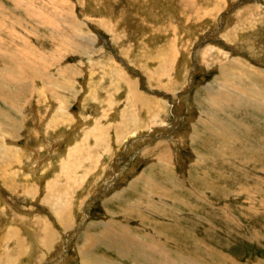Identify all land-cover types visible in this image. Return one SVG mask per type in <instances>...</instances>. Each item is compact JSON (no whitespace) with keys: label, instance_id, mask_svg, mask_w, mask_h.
<instances>
[{"label":"rangeland","instance_id":"1","mask_svg":"<svg viewBox=\"0 0 264 264\" xmlns=\"http://www.w3.org/2000/svg\"><path fill=\"white\" fill-rule=\"evenodd\" d=\"M0 1H2V0H0ZM125 1H128V0H118V3L120 2V4L122 6H124ZM239 1L240 0H225V1H223V6L221 7V12H223V15H225V16L221 15L222 19H220V22H219V19H217L218 23L212 27L210 26L211 23L208 21L209 22L208 25L210 26L209 29L211 32L213 30H215L216 27L220 26V24H221V26H222V24H224L226 26L228 25L227 23L231 21L230 16H232V12L234 11V9L235 8L238 9V7L241 5L244 6L243 4L245 3V1L243 0L244 1L243 4L240 3ZM249 1H252V3H250L252 5H255L256 2H254V1H257V3L260 5L263 3L262 6H258V7H260L259 10H261L258 13H262L264 11V6H263L264 0H247L246 2L249 3ZM75 2H77V3H76V5L73 4L74 5L73 11H74L75 19L77 21L79 20L78 22L75 21L74 18L70 17L69 15H68V19L65 18L66 14L64 15V13H63V11H65V8L63 9V11H61L62 9L60 7H56L57 9H55V8L53 9L52 7L48 8V12L51 15V17H53V18L56 17L57 20H59L61 22V24H59V25L63 26L65 28L64 33H57V32L49 33L48 30L44 29V31H42L43 29L41 28L42 29L41 31L43 32L41 34L40 32L37 31L38 26L36 25V23L34 21L30 24V32H31L30 36H31L32 42H34L36 40L43 41L42 37L45 36L44 34L49 33L50 35L54 36L55 38H65L67 41H69L74 46H76V47L78 46L81 48V50L76 49V48L72 49L73 53L77 54L76 57L75 56L71 57L68 54H65L63 59L60 58V60L58 61L59 64L56 65V67H62L63 68L64 64L65 65L70 64V65H68V66L66 65V66L68 68H71L70 71L67 70L68 74L67 73H66L67 75L65 74L67 78L66 77L62 78V76H59L60 79H63V81H65V84H67V81H69L68 77L71 74L74 76L75 75L74 71H77L79 74H81L79 78H80L82 90H84V92L82 91V93L84 94V93H88L87 84H90L89 82H87V79H88L87 77H89V71L88 70L94 71V74L95 73L98 74L97 76H99V78L102 79L101 83L108 82L104 86L101 85V88L104 89V91H105V92L102 91L104 96H102L101 94H99L100 92H98V94L96 96H94V98L98 99V101H99V99L101 101H106L109 99L112 101L114 99L113 101L115 103L117 102V105H114V108L116 106V109L112 112H114L116 115H118L120 112H123V110L125 111L124 113H130L128 102H127V101H129L130 98H128V95L126 96V91L123 90V88H117V90H114V91L110 90L111 89V77L110 76H112V74H114V72L119 73V70H121L122 72H125L127 70L126 71L127 74L132 79H134V80H132L133 83H135V80H137L138 81L137 82L138 87L140 88V90H145V92L144 91H141V92H144L148 98L156 99V98H159L158 97L159 94H160L159 96L162 97V94H164V92L169 93L170 96L166 95L167 96L166 97L165 95H163L164 97H166L169 104L167 107L164 106V109L162 111H158L157 120H155V121L152 119L148 120V116H147L148 113H146V120H144L145 117H144V119H142L143 118L142 115L139 114V113H142V111L139 112L138 117L139 118L142 117V118H141V120L137 119L138 121H135V122L138 125H142V126L138 127L139 130H137L138 131L137 137L131 138L130 140H128L127 144H125V145L123 144V146L122 145L119 146L118 149H117V147H115L113 145L112 142H110V144H111L110 150H112V153H111L112 155H110L108 152H106V154H104V155H99L98 164L91 162V163L95 164L94 168H92L95 170L91 169L92 174L88 175L87 176L88 179L86 178V180L82 184H79V182H77L79 176L78 177L76 176L77 174L80 173L78 170L80 168L79 165H74V166H76V168H75L76 172L75 173H74L75 170H73L71 165H69V166L72 169L71 170L67 169L65 172L62 170L63 174L61 173V175H59V171H58V173H56V174L61 177L60 178L57 176L58 181H59V183H56V184H58L57 187H59L58 188V190H59L58 196L55 199H52L51 201L47 202L49 204L48 205L49 208H47V207L45 208V205L44 206L42 205L41 199L43 197L42 195H44V192H42V190L44 188L43 183H44V179L47 178V175L45 174V176L42 177L40 172L44 168L43 164H45V163L43 161H45V162L47 161L48 155H46L47 157L43 156V154L45 155L46 153H44L45 150H42L40 153V156L42 158L41 160H43V161L42 162L38 161L36 163H34V161H32L34 166L37 165L38 163L41 164V165L39 164L38 166H35V167L31 166V164H30L31 161H28V157L33 155L35 157V159L38 158V154L35 151H34V153L31 152V150L38 149V147L40 146L39 143H42V141H43V143L45 142V137L43 138V140L41 139V137H39V139L37 137L34 140V138H33V132L34 131H32V130L39 128L40 130L42 129L41 131L43 132L45 130L44 126L46 125V122H44L43 119H40V115L37 116V114H34L35 113V111H34L35 107L41 106V104H39V103L36 104L37 102H35V103L28 102L29 103L28 104L26 101L27 99L23 98L22 99L23 103H20V106L17 105L15 110H11L10 115H12L14 119H16V129H17L16 132L17 133H16V138H15V145H17L18 148H15V153H16V157L21 155L19 157V159L17 158L18 162L22 163V164L19 163V165H23V163H25L24 165H26V163L29 165V166H26V168L22 169L21 173H24V174H22V177H21V175H18L17 177L15 176L14 180L17 181V182H15L16 187L17 188H23L24 187V189L28 195L25 194L22 196V195L18 194V196L14 195L15 197L12 195L14 197L13 198L12 196H9V195L7 196V194L4 193L5 191H3L2 187L0 186V208H4V209L6 208V210H7V211H5L6 214L4 213V216L0 217V226L2 227V228L0 227V232H1V230H5V227H4L5 222L7 223V221H9L13 217L16 220H17V217H20L21 219L25 218V220H26L25 223L28 224V221H31L32 219L36 220V218H34V216H37V217L39 216L38 217L39 219H44L45 224H46L45 228L49 227L50 230L52 229L51 230L52 232H49V233H50V240H51L50 243L53 241L52 242L53 244L51 243L52 244L51 245V244H49V242L47 243V245L49 247L50 246L51 247L50 248L48 247L49 249H45V256L47 255L46 259L42 260V262H40V261L38 262L35 259V264H38V263L39 264H80L79 263L80 261L78 260V248H79V245H82V243L87 242V240H86L87 235L88 234L95 235L96 237H94V239H98V242H99L103 238L102 237L103 235L108 234V232L106 231L104 226H101L99 224V226H97L96 228H92V227H90V223L91 222H98L99 223L100 220L108 219V217H110L109 219H111L113 217L112 219L117 223L116 225L118 227H114L113 228L114 230H112L113 231L112 234L111 233L110 234L111 235L114 234L115 236L119 235L118 237L121 238V239L118 238L119 241L121 240L120 241L121 242L120 248L118 249L119 254L120 255L122 254L124 245H127V252H126L127 254L125 256H127L129 254L130 257H128V256L124 257V256L116 255V253H117V252H115V250H117V248L115 247L116 245L115 244L113 245L111 243V242H114V240H115L114 237H112L110 239V241L107 237L108 240L106 239L101 244L102 248L98 247L95 250V252L99 256L109 255L108 253H110V257H113V258L116 257L119 262H123L124 264H137L138 260H139L138 264H146V262L143 261L142 259H139V257H137V259L134 258V255H132L130 252H128V250L129 249H132V251L135 250V251H137V253L141 254V257H143L142 254H144V251H147V250H145L146 247H143L144 243H140V241L147 242V243H152L154 241V243L157 245L158 240H160V242H163L165 249L163 247L162 249L158 250L160 252L153 253L152 258L148 259V260H153L154 261L153 264H158V263L164 264L165 262H168L169 260H171L175 264H189V261H196L199 264H264V154H263L264 153V134H263L264 133V127L262 128V124H261V128L259 127V125L257 124L259 120L258 121H255L252 119L250 120V118L246 117L244 111L239 110L237 108V106H234V103H231V104L230 103L229 104L224 103L225 101L223 99H222V101H220L219 99H218L219 101L215 100L216 104H218L220 106V109H221V112H220V110H215L207 101H205V99L208 98V95H206V91L202 88V86L204 84L206 85L208 83L215 86L214 83H216L219 79L223 78V75L221 74L222 69H220V67H219L220 65H218L216 67L215 66H213V67L208 66V68L205 67L204 65L201 66L202 64L200 62V60H201L200 54H201L203 44L205 45V43H206V41H205V43L203 42V39H204L203 36L206 34V31H208L209 26L208 25H207V27L204 26L206 29L203 30L204 31L203 34L201 33L200 35L197 32H200L201 29H198V30L197 29H191V30L184 31L182 28H180V29H182V31L181 30L179 31L180 35H182V38L180 37L179 43H181V42L184 43L186 41L189 42V44H187V48L184 49L185 51H186V49L188 51H186V52L182 51V53L180 54L182 57L177 59L178 70H179V71L177 70V75H178L177 77L181 76L180 77L181 81H180V79H178V82L180 81V84H178L179 85L178 87L175 86L173 89H165L166 86H164V87L161 86L162 88L160 87V89L163 90L162 93L161 92L158 93L156 91L152 92L151 90H149L148 85L146 84L147 80H145V82H143L144 74L142 76V73L144 72V70H141L139 67H138L139 68L138 69L136 63H143L144 66H146L147 64H149V66L150 65L153 66V63L151 61L154 59V56L151 55V53H150V55L147 54V56H146V54H144L143 56H145V57H143L139 51H140L141 47L142 48L144 47L143 49L147 48V50H148L149 47H152V46H153L151 48L152 53L154 52L155 48L156 49L159 47L161 48L162 46H163L162 49L167 50L166 47L168 46V43L170 41H172L171 38L173 36V35H171V32L167 27L168 23L164 22L163 19L156 20V19L152 18L150 16V14H146V12H148L150 10H153L154 12L156 11L155 7L153 8L154 3L148 4L147 7L148 8L150 7L148 10H146V8L143 7L141 9H139L137 12H135V16L130 17V14L128 12L129 10H128L127 6H125V8L122 9L124 14L122 12L115 11L114 6L116 5L115 7L119 9V4L115 3L114 0H75ZM111 2H113V3H111ZM2 3L5 4L4 2H2ZM30 3L36 7L40 5V3L37 2V0H34ZM155 5L158 7L159 4H155ZM247 5H245V6H247ZM102 8L105 9V10L103 9V11H105L104 12L105 15H104V13L102 14V12H103L101 10ZM112 12H114V13H112ZM61 13H63V14H61ZM98 17L100 19L104 17L103 18L104 20H109V21L111 20L110 22H112V23L114 21L117 22V23L114 22L113 25L117 28V30L121 28L122 30L121 29L120 30L125 33L126 38L121 43L118 42V44H116V45L117 46L118 45L124 46L127 43L131 47L133 54L135 55L136 58L134 57L133 54L130 56L129 59L123 58V52H121L122 53V55H121L119 48L115 45V43H112L113 41H111L112 35L106 31H104L98 25L99 22H97V20H99V19H96ZM107 17H108V19H107ZM114 17H117V18L114 19ZM23 18L25 19L26 17L23 15ZM228 18H229V20H228ZM254 18H257V22H256L257 26L264 25V20L259 18V16L256 15V16H254ZM168 19L169 18H167L166 21ZM154 20L158 21V22H156L158 27H156L155 25H153L155 27H145V25H147V23L149 21L152 22ZM173 20H176V19H173ZM173 20L167 21V22H170L173 24ZM160 22H161V24L158 25ZM82 26H84V27H82ZM177 26H180V25H177ZM70 27H71L72 31L69 30ZM160 28H162V29L158 30ZM185 32H188V33L185 34ZM190 32L191 33L193 32L192 35ZM216 32L217 31H215L213 33V35H211L209 37V39L212 38L211 44H213L217 48H221V47L223 48L224 47L222 49L223 53L228 52L230 57H233V56L240 57L242 61L248 62L250 64L253 63L254 65L256 64V67L260 66L259 69L261 71H264V68H263L264 67V45H263L264 44V29L263 28H261V29L258 28L254 32L255 34L253 36H255V37L259 36L258 40H252L250 42L249 38L252 36L244 37L243 38L244 42H241L240 44H237V45H231L228 47L221 46L220 41H219V43L216 42L217 41ZM77 34L80 35L81 37L78 38ZM214 34H216V35L214 36ZM129 35H130V38H129ZM165 36L167 37V39ZM184 36H186V37H184ZM188 36H189V38H188ZM74 37H77V38L75 39ZM130 39L132 40V42L130 41ZM59 40H57V41H59ZM102 40H103V42H102ZM197 40L199 43L197 42ZM92 41H93V43H91ZM200 41L202 42L201 43L202 45L200 44ZM242 43H243V45H241ZM188 45L191 46V49ZM246 45L250 46V47H246ZM66 46H68V45H66ZM113 46H115V47H113ZM233 46H234V48H233ZM241 47H243V49ZM91 48H93V52L95 55L99 54V53H103V55H104L103 59L102 58H98V59L97 58L96 59L91 58L90 57L91 54L89 53L91 51ZM103 48H105V50H107V52L106 51L101 52V51H103ZM47 49H48V46H47ZM256 49H257V51H256ZM247 52H249V53H247ZM232 53H233V55H232ZM78 54L81 58L83 57L82 61L79 59ZM105 54H107V55H105ZM81 55H83V56H81ZM110 56H112L115 59L120 58L119 60H117L119 65H112V63H109L108 59L112 60V58H110ZM216 56L218 57V55H216ZM220 56H219V58H221ZM146 58H148V59H146ZM184 59H185L186 63L184 62ZM193 60H195V61H193ZM220 60L222 61L223 59H220ZM120 61H121V63H120ZM132 61H134V63ZM145 61H146V63H144ZM128 62H129V64H128ZM181 62H183V63H181ZM110 65H112L111 67H112L113 71L110 73L111 75L108 73V76H107V72H108L107 70L109 68H111ZM120 65H123V66H120ZM208 65H210V63ZM0 66L3 67V65L1 64V61H0ZM10 67L15 68V70L20 71L22 69L24 70L25 66L23 68H19L20 65H17V66L11 65ZM181 68H182V70H181ZM217 68L220 70H218ZM98 70H100V71L97 72ZM141 71H143V72H141ZM191 73H192V77L189 76V75H191ZM117 75H119V74H117ZM185 75H187V76H185ZM107 77H109V78L106 79ZM218 77H220V78H218ZM191 78H192V80H190ZM187 82H189V84L191 85V88H189L188 90H185V92H186V94H185V92H184V86L185 85L184 84H187ZM31 83L32 82H25V85L29 86V85H31ZM95 84H96V82H94L93 85H95ZM108 84H109V86H108ZM41 86H42V84L39 82V88ZM119 86L120 85H118V87ZM107 87H110V88H107ZM8 90L12 93L11 89H8ZM120 92H121V94H120ZM178 92H179V94H178ZM64 95L67 98H69V100H70L71 96H69L68 94H64ZM112 95L114 98L112 97ZM202 95L204 97H202ZM174 97H175V99H174ZM48 98H49V100L52 99L51 96H49ZM116 98H118V99H116ZM90 100H93V98L91 97ZM172 100L173 101L175 100V102H173ZM113 101H112V103H113ZM7 102L9 103L7 106L14 105V103L10 99H8ZM125 102H127V103H125ZM80 103H81V99H80ZM80 103L79 102L77 104L73 103L74 104L73 106H72V103H69V106L67 107V109L69 110L71 117L88 116L89 114H91V116L95 115V112L93 110L94 103L89 102L90 105H89V103H86V102H85V104H82V105ZM44 104H46V103H44ZM0 105L2 106V108L4 106V108L7 109L6 108L7 106L3 105L1 100H0ZM231 108H233V109H231ZM101 109L102 108L100 107L99 111H101ZM119 109H120V111H119ZM87 113H88V115H87ZM124 113H123V115H124ZM23 115H24V117H23ZM143 115H145V114L143 113ZM208 115H211L212 117L208 116ZM253 115H255V114H253ZM107 116H109V117L107 118ZM112 116H114V115H112ZM112 116H110V114L107 115V113L100 112V117H98V118L100 120L103 119V122L105 123L107 120H110V119H111L110 122L115 120ZM102 117H104V118H102ZM193 117H194V119H193ZM34 118L37 119V122H36V119H34ZM213 118H215L216 121H214L215 119L213 120ZM258 118H260L261 120L264 121V115L263 114L259 113ZM153 121H154L153 124H155L156 126H154L155 127L154 129L150 130V135H148L149 132H147L146 128L149 127V125ZM198 121H200V123ZM107 122H109V121H107ZM145 122H147V123H145ZM160 122H162V123H160ZM195 123H197V124L195 125ZM198 124H199V126H197ZM242 124L246 128L247 127L250 128V125H252V131H249L250 129L246 131V129L244 127H242ZM168 125H171V126H168ZM227 125H229L231 129H228ZM162 126H168L167 132H166V130H162V129L160 131L162 133L167 134V140L170 141V145L166 146L163 143L164 146L161 144L160 147L159 146L155 147L156 141H155V139L151 138V136L155 135L154 130L158 129L156 127H159V129H160V128H162ZM195 127H197V128H195ZM172 129L175 131H173ZM190 129H191V131H190ZM195 129H196V131H195ZM208 129L209 130L211 129V131H209ZM72 130H73V128L71 129V131ZM225 130L229 131L230 133L231 132L235 133V135L238 136V141L232 139L227 133H225ZM192 132H194V133L196 132V133L194 134ZM199 132H200V134H199ZM250 132L256 133L254 135V137L251 138L250 136H248V134ZM212 134L215 136H213ZM250 135H252V134H250ZM110 137H111V140L114 141V139H113L114 136L111 135ZM196 137L197 138L200 137V139H197ZM214 137H215V139H214L215 142L212 140ZM193 138H194V140H193ZM51 139L52 138H50L49 140L51 141ZM160 139L163 140L162 137H160L159 140ZM20 140H21V142H20ZM39 140L41 142H39ZM167 140H166V142H167ZM207 140H209V141H207ZM147 141H149V142H147ZM225 141H227V142H225ZM137 142H139L138 145H137ZM43 143L41 145H43ZM67 143H69V141H67ZM202 144H203V146H202ZM31 145H33V146H31ZM144 146H145V148H144ZM185 146H186V148H185ZM20 147H21V149H19ZM148 148H149V152H146V150H148ZM123 149L126 152L123 151ZM157 149H158V151H157ZM24 150L27 153H25ZM119 151H120V153H119ZM95 152L96 151L90 152V155H92L91 157L93 159H95L94 156L97 155V152H96V154H95ZM162 152L165 155L167 154V156L165 157L166 160L165 159L159 160V158L155 159L156 155L157 154L161 155ZM60 154H61V152L59 154H56V157H55L54 161H52V162H55L57 160L58 155H60ZM196 154H198V155H196ZM61 155H64L63 152ZM121 155H122V157H120ZM143 155H145V156L143 157ZM33 156H31L32 160H34ZM197 156H199V157H197ZM249 156H251V157L249 158ZM260 156H262V158ZM43 157H45V158H43ZM109 157H111V158H109ZM115 157H117V158L119 157V158L117 159ZM147 157H149V158H147ZM134 158H136V159H134ZM200 158H203L202 163H200V160H201ZM109 159H111V160H109ZM128 160H132L131 165L129 167H127V170L124 169L122 171V169L124 168V166L126 165V162H128ZM168 160H169V162H168ZM112 161H114V162H112ZM154 161H155V164H157V165H153ZM69 162L73 163V161L71 159L69 160ZM108 163H109V165L110 164L111 165L109 166ZM115 163L117 164V166ZM123 163H125V164H123ZM169 163H170V165H169ZM16 164L14 165L15 167H16ZM88 164L89 163H85V166ZM100 165H102V166H100ZM85 166L83 165V167H85ZM121 166H123V168H121ZM32 167L34 170L32 169ZM96 167H98L97 170H96ZM152 167H153V169L151 170ZM27 168H31L29 170H32V171L28 172L29 170L27 171ZM35 168H37V169L35 170ZM67 168H68V166H67ZM120 168H121V170H119ZM115 170H116V172H115ZM197 170H199V171H197ZM139 171H141V172H139ZM152 171L159 173V175H155ZM145 172H147V173H145ZM150 172H152V173H150ZM109 173L111 175H108ZM127 173H128V175H127ZM64 175L65 176L68 175L65 178V180H68V181H63L64 177H65ZM121 175H122V177H121ZM136 175H138L140 178L139 179L135 178ZM197 175L198 176L200 175L199 178ZM102 176H103V178H102ZM141 176L144 177L143 179H146V180H149L150 178H153L155 176L156 178L158 177L160 179H163L165 182H168L167 185L169 187L173 186L172 187L173 189H171V190L173 191V193L176 194V196H177L176 198L177 199L179 198L174 203V206L172 204L166 203L164 205H166L168 208L167 209L163 208L159 204H156V202L158 203V200H155L156 202H150L146 198V196L150 194V193H148L147 190H145L144 192H142V190H141V191H139L140 192L139 193L138 192L139 188L146 187V185L142 184L143 180H141ZM38 177L39 178L41 177V178L39 179ZM70 177H72L73 179H71ZM89 177L92 179L89 180ZM99 177H101L102 179ZM105 177H106V179H105ZM111 177H114V178H111ZM74 178H76V179H74ZM28 179L30 180L31 184L33 183L32 186L30 185L29 181H27ZM37 179L40 181H38ZM60 180H61V182H60ZM114 180H116V181H114ZM131 180H134V181L136 180V182H139L140 186L132 185ZM86 181H88V182H86ZM206 181L208 182V184L211 183V184L215 185L214 186L215 189L210 190L209 187L207 185H205ZM85 182H86V184H84ZM104 182L105 183L107 182V183L104 184ZM18 184H19V186H18ZM121 184L122 185L129 184L128 187L130 189L129 188L125 189L124 190L125 193L123 195L119 196L118 200L116 199V200L111 201V197H109V195L106 196L107 193L110 190H113L114 192L116 190H119L122 187ZM27 185L29 187H27ZM39 187H41V188H39ZM27 188H29L30 190ZM29 191H31V193H33L35 191V193H33L34 195L29 193ZM39 197H41V198H39ZM1 199H3V200H1ZM27 199H29V201ZM82 199H84V200H82ZM8 201L9 202L13 201V202H11L12 203L11 204ZM87 201H88V204H87ZM61 204L66 205V207L69 208L70 212H72L67 223L65 221H61V223H60V221H59L60 217L57 214V212H55V211H57V206L60 207ZM31 205L34 208L31 207ZM76 205H77V207H76ZM24 206H26L27 208ZM106 206H108V207H106ZM41 207H43V208H41ZM30 208L33 209L34 211L28 212V210H30ZM104 208H106L108 211H104ZM251 208L253 210H251ZM9 209H10V211H9ZM113 210H114V212H113ZM39 213H41L42 215ZM20 214H21V216H20ZM30 214H32V215H30ZM10 216H12V217L10 218ZM126 217H127V220H124V219H126ZM2 219L5 222L2 221ZM134 219H136V220H134ZM51 220H52V222H50ZM22 224L23 223H18V222L14 223V221H12V225L18 226L20 228V231L18 232V234L27 237V240H25L26 242H24V243H26V245L27 244L31 245L32 248L35 247L36 244L34 242L33 235L31 233L29 234L27 232L30 229L29 228L27 229L26 224H24L23 226H22ZM9 226H11V225H9ZM61 226H63V227H61ZM55 227L56 228L59 227V228L56 229ZM120 227H122V228L120 229ZM49 228H48V230L47 229L46 230L50 231ZM54 228L58 232L55 231ZM63 228H66V229H63ZM59 229H60V231H59ZM62 231H65V233ZM77 231H78V233H77ZM91 231L94 233H92ZM125 231H128V232H125ZM143 231H145V232H143ZM20 232H21V234H20ZM136 232H138V233H136ZM117 233H118V235H117ZM134 233H136V234H134ZM73 234H75V235H73ZM123 235H124V237H123ZM147 235H149V236H147ZM29 236H31V237H29ZM160 236H161V239L158 238ZM52 238H53V240H52ZM58 241H61V242H58ZM72 241H74L75 243ZM2 242L3 243L6 242L7 244L6 243L5 244L8 245L9 249L12 247V243L9 245L7 240H2ZM124 242L128 243V244H125ZM131 242L133 243V248L131 247V245H132ZM55 243H57V244H55ZM173 244H174V246H173ZM106 245H108V246H106ZM77 246H78V248H77ZM111 246H112V248H111ZM137 248H138V250H137ZM104 251H106V252H104ZM161 251H163L164 253ZM59 252H61V253H59ZM150 254H152V253H150ZM16 255H17V250H14L12 256L16 257ZM51 255H52V257H51ZM57 255H59V257ZM0 256L2 257L3 253H1ZM29 256H30V254H29ZM169 256H171V257H169ZM167 257L169 258V260L167 259ZM122 258H123V260H122ZM130 258L133 259L134 262H132V261L130 262L129 261ZM74 259H75V261H74ZM185 259H186V263H185ZM26 260L27 259L22 258V260L20 261L19 264H25V263L27 264L28 262ZM141 260L143 262H141ZM14 264H17V262ZM147 264H149V263H147Z\"/></svg>","mask_w":264,"mask_h":264},{"label":"bare ground","instance_id":"2","mask_svg":"<svg viewBox=\"0 0 264 264\" xmlns=\"http://www.w3.org/2000/svg\"><path fill=\"white\" fill-rule=\"evenodd\" d=\"M34 0H2L0 1V61L1 64L3 65V67L0 66V100L2 101V104L7 106L9 103L7 102L8 99H10L14 105H10L7 106L5 109L4 106L2 108V106L0 105V186L2 187L3 191H5L4 193L7 194V196H18V194L20 195H25L27 194L24 187L23 188H17L16 187V183L17 181L14 180V177L21 175L24 173L22 172V169L26 168V166H29L27 163L26 165H24L25 163H23V165H19L18 159L21 156L16 157V153H15V148H18L17 145H15V138H16V119L13 118L12 115H10V111L11 110H15L16 106H20V103H23L22 99L26 98L27 103H35L36 104H41V106L35 107L34 114L40 115V119H43L44 122H46V125L44 126L45 130L42 132L39 128L33 129V138L35 140V138L41 137V139L43 140V138L45 137V142L43 143V145H41L42 143H39L40 146L38 147V149L36 150H31V152L34 153V151L38 154V158L34 160H32L31 156L28 157V161H31L30 164L31 166H34L33 162L36 163L38 161H43L41 160V156L40 153L42 150H45L44 153H46L45 155L43 154V156L48 155V159L47 161H43L45 164L44 168L41 170V175L42 177L45 176V174L47 175V178L44 179V188L42 190V192H44V195H42V205H45V208H49L48 207V203L49 201H51L52 199H55L58 196V188L56 183H59L58 181V177H60L59 175H61V173L63 174L62 170L65 172L67 169L71 170L73 168V170H75L76 166L74 165H79L80 168L79 170V174H75L77 177L79 176L77 182H79V184H82L88 175L92 174L91 173V169L94 168L95 164H98L99 161V155H104L106 154V152H108L110 155H112V150H110V142L113 143V145L115 147L119 146H123V144H127L128 140H130L131 138L137 137L138 135V127L142 126V125H138L135 121L145 119L146 120V113L148 116V120H157V116H158V111H162L164 109V106L167 107L169 102L167 101L166 97L170 96L169 93H165L162 94V97H160L158 95L159 98L156 99H150L146 96V94L144 93L145 90H140V88L138 87V81L135 80V83H133L132 79L128 74H127V70L125 72H122L121 70H119V73L114 72V74H112L111 77V89L110 90H117V88H123V90L126 91V96L128 95L129 101L128 102V106H129V111L130 113H124L125 111L123 110V112H120L118 115H116L114 112L116 109V106L114 108V105H117V102L115 103L113 100L112 101L106 100V101H101L99 99H95L94 96H96L98 94V92H100L99 94H101L102 96L103 93L102 91H104V89L101 88V85L104 86L106 83H101L102 79L99 78V76H97L98 74H94V71L92 70H88L89 71V77H87V82H89L90 84H87V91L88 93H82V91L84 92V90H82V86H81V82H80V75L77 71H74V76L71 74L68 77L67 84H65V81H63V79H60L59 76H62V78L66 77L67 70H71V68H68L67 66L70 64H64V67H56V65H58V61L61 59H63V57L65 56V54H68L69 56L73 57L77 54L73 53L72 49L76 48V49H80V47H76L73 44H71L69 41H67L65 38H55L54 36L50 35L49 33L51 32H57V33H64V27L60 26L59 24H61V22L59 20H57L56 17H51V15L48 12V8L52 7L53 9H57L56 7H60L63 11V9L65 8V11H63L64 15L66 14V17L68 19V15L72 18H74L75 21H77L75 19L74 16V5H76L77 2H75V0H37L38 3H40L39 6H33L30 2H32ZM115 3H118V0H114ZM213 1V2H212ZM223 1L225 0H128L124 2V6H122L119 4V9L115 8V11L118 12H122L123 13V8H125V6H127L128 8V12L130 14V17L135 16V12H137L139 9L141 8H146V10H148L149 8L147 7L149 3L153 4V8L155 7L156 11L154 12L153 10H150L148 12H146V14H150V16L156 20H161L163 19L164 22L168 23L167 27L171 32L172 36V41H170L168 43V46L166 47L167 50L162 49V47L160 48H155L154 52L152 53V47H149V49H143L141 47L140 49V53L143 56L144 54L153 55L154 59L151 61L153 63V66H149V64H147L146 66L143 65V63H136L137 64V68L139 67L142 73V76L144 74V80L143 82L146 81V84L148 85L149 90H151L152 92L156 91L158 93H162V89H160L161 86H166L165 89H173L175 86H179L178 84H180V77H177V70H178V63H177V59L182 57L180 54L182 53V51L184 52L185 48H187V44H189L188 41L186 42H181L179 43L180 37L182 38V35H180V30L182 31V29L184 31L187 30H191V29H201L199 33V35L202 33L203 34V30H205L208 25V23H211V27L214 26L215 24L218 23L217 19L221 18V15H223V12H221V7L223 6ZM245 1V3L243 4V2ZM240 0L239 2L242 3L244 6H239L238 9L235 8L234 11L232 12V16H230L231 21L228 22L227 26L222 24H220V26L216 27L215 30H213L212 32L210 31V26L208 27V31H206V34L203 36V42L205 43V45L203 44L202 46V50H201V66H205L208 68V66H218L220 65V69H222V75L223 78L219 79L214 85L211 84H204L202 86V88L206 91V95H208V98L205 99V101H207L215 110H220V106L218 104H216L215 100H220L222 101V99L225 101L224 103H234V106H237V108L241 111H244L245 116L250 118V120H255L258 121V125L261 128V124H262V128L264 127V121L261 120L259 117V113L264 115V71H261L259 69V67H256V64L254 65L252 62V64L242 61L240 57H230V55L228 54V52L223 53L222 49L224 48H217L215 47L213 44H211L212 42V38L209 39V37L211 35H213V33L215 31L217 36L216 39L221 46H231V45H237L240 44L243 41L244 37H250L249 41L251 42L252 40H258L259 36H253L255 33V30L258 28H263L264 29V25H260L257 26L256 22H257V18H254V16H259V18L264 20V11L262 13H258L261 10H259L260 7L258 6H262V4H258L257 1L255 5H252L250 3H252V1H249V3H247V0ZM2 2H4L5 4H3ZM113 3V2H111ZM74 4V5H73ZM117 4V5H118ZM155 4H159L158 7ZM237 4V3H236ZM248 4V5H247ZM247 5V6H245ZM78 6V5H77ZM238 6V5H237ZM264 6V5H263ZM118 7V6H117ZM234 8V7H233ZM262 8V7H261ZM71 9V10H70ZM104 8H102L101 10L103 11ZM59 10V9H58ZM105 10V9H104ZM133 10V11H132ZM225 10V9H224ZM230 10V9H229ZM228 10V11H229ZM50 11V10H49ZM125 11V10H124ZM105 11L102 12V14ZM127 12V13H128ZM250 12V13H249ZM61 13V14H63ZM114 13V12H112ZM231 13V12H230ZM124 14V13H123ZM234 14V15H233ZM23 15L26 17L25 19L23 18ZM105 15V13H104ZM231 15V14H230ZM114 16V15H113ZM147 16V15H146ZM225 16V15H223ZM122 17V16H121ZM104 18V17H103ZM103 18H96L99 19L97 20V22H99V26L106 32L110 33L111 36V41H113L112 43L118 44V42H122L126 36L125 33L122 32L120 29L117 30V28L113 25V23L115 22H110L109 20H104ZM117 17H114V19H116ZM169 18L167 21H171L173 19V24L170 22H167L166 19ZM29 21H27V20ZM106 19V18H105ZM108 19V17H107ZM149 19V18H148ZM149 21L147 23V25H145V27H158L157 23L158 21ZM224 20V19H223ZM229 20V18H228ZM35 22L36 25L38 26V32H40L41 34L43 33L42 31H44V29L48 30V34H44L45 36L42 37L43 41H34L32 42L31 36H30V24L32 22ZM79 21V20H78ZM77 21V22H78ZM209 21V22H208ZM212 21V22H211ZM117 23V22H115ZM80 24V23H79ZM161 22L158 24L160 25ZM155 25V26H153ZM180 25V26H177ZM122 26V25H121ZM205 26V27H204ZM84 27V26H82ZM118 27V26H117ZM160 27V26H159ZM204 27V28H203ZM43 30H42V29ZM119 28V27H118ZM182 28V29H180ZM95 29V28H94ZM162 28L158 29L161 30ZM42 30V31H41ZM71 30V27L70 29ZM96 30V29H95ZM157 30V29H156ZM72 31V30H71ZM97 31V30H96ZM135 31V30H134ZM183 31V32H184ZM68 32V31H67ZM71 33V32H70ZM130 33V32H129ZM188 32H185V34ZM191 33V32H190ZM193 33V32H192ZM191 33V35H192ZM55 34V33H54ZM69 34V33H68ZM93 34V33H92ZM214 34V36L216 35ZM70 35V34H69ZM75 35V34H74ZM189 35V34H188ZM63 36V35H62ZM78 38H80L81 36L78 35ZM162 36V35H161ZM66 37V36H65ZM166 37V36H165ZM186 37V36H184ZM192 37V36H191ZM213 37V36H212ZM69 38V37H68ZM75 39L77 37H74ZM95 38V37H94ZM130 38V35H129ZM169 38V39H170ZM189 38V36H188ZM187 38V39H188ZM214 38V37H213ZM60 39V40H59ZM74 39V40H75ZM132 39V38H131ZM130 39V41L132 42V40ZM163 39V38H162ZM167 39V37H166ZM193 39V38H192ZM215 39V38H214ZM59 40V41H57ZM106 40V39H105ZM129 40V39H128ZM138 40V39H137ZM191 40V39H190ZM242 40V41H241ZM90 41V40H89ZM129 41V42H130ZM248 41V40H247ZM103 42V40H102ZM101 42V43H102ZM109 42V41H108ZM140 42V41H139ZM138 42V43H139ZM198 42V40H197ZM93 43V41L91 42ZM98 43V42H97ZM162 43V42H161ZM186 43V44H185ZM195 43V42H194ZM199 43V42H198ZM202 42L200 41V44ZM215 43V42H214ZM262 43V42H261ZM160 44V43H159ZM158 44V45H159ZM246 44V43H245ZM68 45V46H66ZM147 45V44H146ZM149 45V44H148ZM153 45V44H152ZM156 45V44H155ZM191 45V44H190ZM202 45V44H201ZM243 45V43L241 44ZM260 45V44H259ZM262 45V44H261ZM264 45V44H263ZM262 45V46H263ZM48 46V49H47ZM117 46V45H116ZM143 46V45H142ZM189 46V45H188ZM192 46V45H191ZM191 46L190 49H191ZM195 46V45H194ZM256 46V45H255ZM115 47V46H113ZM119 48L120 53L123 52V58L125 59H129L130 56L133 54V51L131 49V47L126 43L124 46H117ZM147 47V46H146ZM220 47V46H219ZM244 47V46H243ZM243 47H241L243 49ZM246 47H250L247 46ZM108 48V47H107ZM170 48V49H169ZM234 48V46H233ZM245 48V47H244ZM195 49V48H194ZM227 49V48H226ZM24 50V51H23ZM109 50V49H108ZM111 50V49H110ZM116 50V49H115ZM139 50V49H138ZM225 50V49H224ZM223 50V51H224ZM75 51V50H74ZM107 52V50H105V48H103V51L101 52ZM186 51H188L186 49ZM185 51V52H186ZM257 51V49H256ZM86 52V51H85ZM246 52V51H245ZM91 54V58H102L104 57L103 53H99V54H94L93 52V48H91V51L89 52ZM136 53V52H135ZM138 53V52H137ZM198 53V52H197ZM236 53V52H235ZM240 53V52H239ZM249 53V52H247ZM260 53V52H259ZM114 54V53H113ZM116 54V53H115ZM199 54V53H198ZM85 55V54H84ZM107 55V54H105ZM122 55V53H121ZM134 55V54H133ZM140 55V54H139ZM186 55V54H185ZM197 55V54H196ZM218 55V57L216 56ZM221 55V56H220ZM233 55V53H232ZM239 55V54H238ZM79 56V54H78ZM83 56V55H81ZM116 56V55H115ZM219 56L221 58H219ZM244 56V55H243ZM86 57V56H85ZM133 57V56H132ZM135 57V55H134ZM145 57V56H143ZM217 57V58H216ZM70 58V57H69ZM90 58V59H91ZM111 59H108L109 63H112V65H119V63L117 62V60L119 59H115L112 56H110ZM136 58V57H135ZM139 58V57H138ZM190 58V57H189ZM79 59L82 61L83 57L81 58L79 56ZM122 59V58H121ZM142 59V58H141ZM148 59V58H146ZM151 59V58H150ZM149 59V60H150ZM220 59H223L222 61ZM68 60V59H67ZM74 60V59H73ZM92 60V59H91ZM123 60V59H122ZM246 60V59H245ZM66 61V60H65ZM71 61V60H70ZM98 61V60H97ZM195 61V60H193ZM105 62V61H104ZM134 63V61H132ZM185 62V59H184ZM188 62V61H187ZM66 63V62H65ZM107 63V62H106ZM121 63V61H120ZM124 63V62H123ZM146 63V61L144 62ZM183 63V62H181ZM186 63V62H185ZM210 63V65H208ZM129 64V62H128ZM180 64V63H179ZM11 65H20L19 68H23L24 66V70H15V68L10 67ZM77 65V64H76ZM110 65V67L112 66ZM185 65V64H184ZM198 65V64H197ZM60 66V65H59ZM72 66V65H71ZM106 66V65H105ZM123 66V65H120ZM80 67V66H79ZM133 67V66H132ZM195 67V66H194ZM17 68V67H16ZM138 68V69H139ZM183 68V67H182ZM181 68V70H182ZM185 68V67H184ZM189 68V67H188ZM264 68V67H263ZM78 69V68H77ZM98 69V68H97ZM108 69V68H107ZM218 69V68H217ZM218 69V70H220ZM101 70V69H100ZM100 70H98L97 72H99ZM180 70V71H181ZM190 70V69H189ZM195 70V69H194ZM108 71V72H107ZM107 76L108 73L110 74L113 69L112 67L109 68L107 70ZM135 71V70H134ZM179 71V70H178ZM187 71V70H186ZM202 71V70H201ZM217 71V70H216ZM80 72V71H79ZM189 72V71H188ZM219 72V71H218ZM25 73V74H24ZM67 73V74H66ZM184 73V72H183ZM182 73V74H183ZM193 73V72H192ZM192 73L191 76L192 77ZM198 73V72H197ZM66 74V75H65ZM119 74V75H117ZM181 74V73H180ZM203 74V73H202ZM101 75V74H100ZM111 75V74H110ZM195 75V74H194ZM193 75V76H194ZM220 75V74H219ZM84 76V75H83ZM187 76V75H185ZM101 77V76H100ZM67 78V77H66ZM65 78V79H66ZM104 78V77H103ZM109 77H107L106 79H108ZM147 78V79H146ZM220 78V77H218ZM105 79V80H106ZM178 79H180V81L178 82ZM186 80V79H185ZM192 80V78L190 79ZM83 81V80H82ZM25 82H32L31 85L26 86ZM39 82L42 84V86L39 88ZM94 82H96L95 85ZM153 82V83H152ZM191 82V81H190ZM119 83V84H118ZM203 83V82H202ZM201 83V84H202ZM83 84V83H82ZM192 84V83H191ZM118 85H120L118 87ZM184 92L185 90H188L189 88H191V85L189 84V82H187V84H184ZM109 86V84H108ZM176 87V88H177ZM110 88V87H107ZM162 88V87H161ZM11 89L12 93L8 90ZM106 89V88H105ZM109 90V89H108ZM144 91V92H141ZM190 91V90H189ZM105 92V91H104ZM195 93V92H194ZM64 94H68L70 97L67 98ZM109 94V93H108ZM121 94V92H120ZM175 94V93H174ZM179 94V92H178ZM182 94V93H181ZM186 94V92H185ZM107 95V94H106ZM163 95H167L166 97H164ZM49 96L52 97L51 100H49ZM124 96V95H123ZM181 96V95H180ZM91 97L93 98V100H90ZM113 97V95H112ZM117 97V96H116ZM119 97V96H118ZM202 97H204L202 95ZM114 98V97H113ZM80 99H81V103H80ZM118 99V98H116ZM164 99V100H163ZM175 99V97H174ZM197 99V98H196ZM186 100V99H185ZM198 100V99H197ZM218 100V101H219ZM25 101V102H26ZM101 101V102H100ZM173 101V100H172ZM80 103L85 104L86 103H94V112L95 115L92 117L91 114L87 115L88 116H79V117H71L70 116V112L67 109V107L69 106V103H72V106L74 105L73 103ZM125 102V103H127ZM175 102V100L173 101ZM201 102V101H200ZM46 103V104H44ZM89 103V105H90ZM164 103V104H163ZM29 104V103H28ZM122 104V103H121ZM176 104V103H175ZM205 104V103H204ZM208 104V105H209ZM120 105V104H119ZM178 105V104H177ZM196 105V104H195ZM225 105V104H224ZM233 105V104H232ZM108 106V107H107ZM179 106V105H178ZM191 106V105H190ZM88 107V106H87ZM102 108L101 111H99V108ZM180 107V106H179ZM71 108V107H70ZM153 108V109H152ZM181 108V107H180ZM211 108V107H210ZM212 108V109H213ZM90 109V108H89ZM118 109V108H117ZM168 109V108H167ZM196 109V108H195ZM233 109V108H231ZM77 110V109H76ZM200 110V109H199ZM224 110V109H223ZM78 111V110H77ZM120 111V109H119ZM127 111V110H126ZM142 113H139L141 112ZM93 112V113H94ZM100 112L103 113H107L110 114V116H112L115 120H113L112 122L111 119L107 120L109 122H103V119H99L98 117H100ZM177 112V111H176ZM228 112V111H227ZM92 113V114H93ZM124 113V115H123ZM142 115L141 118H139V114ZM143 113L145 115H143ZM199 113V112H198ZM255 115H253V114ZM74 114V113H73ZM217 115V114H216ZM33 116V115H32ZM73 116V115H72ZM194 116V115H193ZM202 116V115H201ZM211 116V115H208ZM218 116V115H217ZM224 116V115H223ZM222 116V117H223ZM261 116V115H260ZM24 117V115H23ZM30 117V116H29ZM109 116H107L108 118ZM195 117V116H194ZM193 117V119H194ZM203 117V116H202ZM212 117V116H211ZM214 117V116H213ZM104 118V117H102ZM199 118V117H198ZM220 118V117H219ZM36 119V118H34ZM39 119V118H38ZM99 119V120H98ZM138 119V120H137ZM200 119V118H199ZM202 119V118H201ZM215 118H213L214 120ZM147 120V121H148ZM154 121L149 125V127H147V132L148 135H150V130L154 129L156 126L154 123ZM216 121V119L214 120ZM254 121V122H255ZM37 122V119H36ZM41 122V121H40ZM43 122V121H42ZM149 122V121H148ZM176 122V121H175ZM174 122V123H175ZM200 123V121H198ZM261 122V123H260ZM147 123V122H145ZM150 123V122H149ZM162 123V122H160ZM23 124V123H22ZM21 124V125H22ZM42 124V123H41ZM44 124V123H43ZM141 124V123H140ZM197 123H195L196 125ZM34 125V124H33ZM145 125V124H144ZM216 125V124H215ZM171 126V125H168ZM168 126H162V128L159 129V127L157 130L155 131V135H152L151 138L155 139V147L159 146L163 143L168 146L170 145V141L167 140V134L166 133H162L160 130H167ZM174 126V125H173ZM199 126V124L197 125ZM217 126V125H216ZM191 127V126H190ZM211 127V126H210ZM249 131H252V125H250V128H246L245 126H243ZM73 128V130L71 131V129ZM197 128V127H195ZM228 129H231L229 125H227ZM203 129V128H202ZM206 129V128H205ZM204 129V130H205ZM213 129V128H212ZM25 130V129H24ZM145 130V129H144ZM173 130V129H172ZM194 130V129H193ZM209 130V129H208ZM260 130V129H259ZM2 131V132H1ZM141 131V130H140ZM146 131V130H145ZM175 131V130H173ZM191 131V129H190ZM196 131V129H195ZM198 131V130H197ZM211 131V129L209 130ZM108 132V133H107ZM111 132V133H110ZM204 132V131H203ZM202 132V133H203ZM206 132V131H205ZM234 132V131H233ZM236 132V131H235ZM194 133V132H192ZM196 133V132H195ZM194 133V134H195ZM201 133V134H202ZM225 133H227L232 139L238 141V136L235 135V133H230L229 131L225 130ZM200 134V132H199ZM205 134V133H204ZM218 134V133H217ZM238 134V133H237ZM252 134V135H250ZM256 133L254 132H250L248 134V136H250L251 138L254 137ZM264 134V133H263ZM29 135V134H28ZM114 136L113 139L114 141L111 140L110 136ZM213 135V134H212ZM258 135V134H257ZM202 136V135H201ZM209 136V135H208ZM215 136V135H213ZM144 137V136H143ZM162 137L163 140H159V138ZM169 137V136H168ZM240 137V136H239ZM50 138L51 141L49 140ZM149 138V137H148ZM197 138V137H196ZM202 138V137H201ZM208 138V137H207ZM211 138V137H210ZM209 138V139H210ZM217 138V137H216ZM219 138V137H218ZM20 139V138H19ZM28 139V138H27ZM137 139V138H136ZM197 139H200L197 138ZM215 137L212 139L214 141ZM49 140V141H48ZM135 140V139H134ZM147 140V139H146ZM167 140V142H166ZM194 140V138H193ZM226 140V139H225ZM67 141H69V143H67ZM141 141V140H140ZM197 141V140H196ZM203 141V140H202ZM205 141V140H204ZM209 141V140H207ZM223 141V140H222ZM231 141V140H230ZM21 142V140H20ZM39 142H41L39 140ZM149 142V141H147ZM195 142V141H194ZM200 142V141H199ZM212 142V141H211ZM215 142V141H214ZM220 142V141H219ZM227 142V141H225ZM234 142V141H233ZM136 143V142H135ZM139 142H137L138 145ZM223 143V142H222ZM241 143V142H240ZM239 143V144H240ZM261 143V142H260ZM26 144V143H25ZM35 144V143H34ZM144 144V143H143ZM195 144V143H194ZM36 145V144H35ZM147 145V144H146ZM173 145V144H172ZM205 145V144H204ZM246 145V144H245ZM21 146V145H20ZM33 146V145H31ZM149 146V145H148ZM147 146V147H148ZM164 146V145H163ZM198 146V145H197ZM203 146V144H202ZM223 146V145H222ZM137 147V146H136ZM143 147V146H142ZM152 147V146H151ZM154 147V146H153ZM232 147V146H231ZM33 148V147H32ZM145 148V146H144ZM170 148V147H169ZM186 148V146H185ZM204 148V147H203ZM247 148V147H246ZM21 149V147L19 148ZM26 149V148H25ZM115 149V148H114ZM113 149V150H114ZM133 149V148H132ZM131 149V150H132ZM140 149V148H139ZM163 149V148H162ZM110 150V151H109ZM200 150V149H199ZM198 150V151H199ZM223 150V149H222ZM91 151H96L97 155L94 156L95 159H93L90 155ZM123 151H125L123 149ZM158 151V149H157ZM156 151V152H157ZM166 151V150H165ZM201 151V150H200ZM19 152V151H18ZM21 152V151H20ZM25 152V150H24ZM30 152V153H31ZM61 152H63L64 155H58L57 160L55 162L54 161L56 154H59ZM95 152V154H96ZM126 152V151H125ZM130 152V151H129ZM136 152V151H135ZM134 152V153H135ZM146 152H149V148L148 150H146ZM154 152V151H153ZM164 152V151H163ZM163 152L161 153V155L157 154L155 159L162 160L165 159V157L167 156V154H163ZM202 152V151H201ZM200 152V153H201ZM248 152V151H247ZM27 153V152H25ZM29 153V154H30ZM120 153V151H119ZM145 153V152H144ZM192 153V152H191ZM195 153V152H194ZM199 153V152H198ZM204 153V152H203ZM18 154V153H17ZM140 154V153H139ZM155 154V153H154ZM264 154V153H263ZM120 155V154H119ZM123 155V154H122ZM122 155L120 157H122ZM141 155V154H140ZM139 155V156H140ZM191 155V154H190ZM198 155V154H196ZM208 155V154H207ZM262 155V154H261ZM27 156V155H26ZM127 156V155H126ZM145 155H143L144 157ZM147 156V155H146ZM193 156V155H192ZM263 156V155H262ZM262 156H260L262 158ZM47 157V156H46ZM152 157V156H151ZM171 157V156H170ZM199 157V156H197ZM251 156H249L250 158ZM18 158V159H17ZM45 158V157H43ZM107 158V157H106ZM111 158V157H109ZM117 158V157H115ZM119 158V157H118ZM117 158V159H118ZM149 158V157H147ZM153 158V157H152ZM24 159V158H23ZM72 160L73 163L69 162V160ZM116 159V160H117ZM136 159V158H134ZM172 159V158H171ZM200 163L203 162V158H200ZM93 160V161H92ZM105 160V159H104ZM111 160V159H109ZM121 160V159H120ZM146 160V159H145ZM158 160V161H159ZM166 160V159H165ZM195 160V159H194ZM198 160V159H197ZM21 161V160H20ZM147 161V160H146ZM23 162V161H22ZM94 162V163H91ZM114 162V161H112ZM135 162V161H134ZM149 162V161H148ZM165 162V161H164ZM169 162V160H168ZM17 163V164H16ZM85 163H89L88 165L85 166ZM117 163V162H116ZM115 163V164H116ZM122 163V162H121ZM132 163V160H128V162H126V165L121 166L122 171L124 169L127 170V167H129ZM16 164V167L14 166ZM22 164V163H21ZM40 163H38L35 166H38ZM125 164V163H123ZM138 164V163H137ZM147 164V163H146ZM149 164V163H148ZM152 164V163H151ZM263 164V163H262ZM41 165V164H40ZM72 168H70V166ZM83 165L85 167H83ZM109 165V163H108ZM111 165V164H110ZM109 165V166H110ZM153 165H157L154 164ZM168 165V164H167ZM170 165V163H169ZM34 166V167H35ZM68 166V168H67ZM102 166V165H100ZM117 166V164H116ZM15 167V168H14ZM40 167V166H39ZM43 167V166H42ZM106 167V166H105ZM113 167V166H112ZM120 167V166H119ZM150 167V166H149ZM169 167V166H168ZM98 167H96L97 170ZM121 168L119 170H121ZM146 168V167H145ZM31 169V168H27V171ZM33 169V167H32ZM37 168H35L36 170ZM153 169V167L151 168V170ZM165 169V168H164ZM172 169V168H171ZM174 169V168H173ZM34 170V169H33ZM39 170V171H40ZM77 170V171H78ZM95 170V169H92ZM107 170V169H106ZM110 170V169H109ZM113 170V169H112ZM32 170H29L28 172H31ZM59 171V175H57L56 173H58ZM99 171V170H98ZM105 171V170H104ZM150 171V170H149ZM163 171V170H162ZM170 171V170H169ZM199 171V170H197ZM76 172V170L74 171V173ZM97 172V171H96ZM95 172V173H96ZM111 172V171H110ZM114 172V171H113ZM112 172V173H113ZM116 172V170H115ZM114 172V173H115ZM141 172V171H139ZM155 175H159V173L152 171ZM150 172V173H152ZM171 172V171H170ZM26 173V172H25ZM99 173V172H98ZM123 173V172H122ZM126 173V172H125ZM147 173V172H145ZM172 173V172H171ZM188 173V172H187ZM33 174V173H32ZM35 174V173H34ZM39 174V173H38ZM73 174V173H72ZM169 174V173H168ZM108 175H111L110 173ZM118 175V174H117ZM128 175V173H127ZM139 175V174H138ZM138 175L135 176V178H140ZM143 175V174H142ZM151 175V174H150ZM192 175V174H191ZM25 176V175H24ZM39 176V175H38ZM65 176V175H64ZM68 176V175H66ZM66 176L64 177L63 181H68L65 180ZM106 176V175H105ZM124 176V175H123ZM198 176V175H197ZM200 176V175H199ZM198 176V178H199ZM35 177V176H34ZM33 177V178H34ZM122 177V175H121ZM127 177V176H126ZM31 178V177H30ZM39 178V177H38ZM41 178V177H40ZM39 178V179H40ZM61 178V177H60ZM71 179H73L72 177H70ZM101 178V177H99ZM103 178V176H102ZM101 178V179H102ZM114 178V177H111ZM144 177L141 176V180L143 185H146V187H142L138 189V192L142 190V192H144L145 190L148 191V193H150L149 195L146 196V198L150 201V202H156L155 200H158V203L156 202V204H159L160 206H162L163 208H168L166 205V203L168 204H172L174 206V203L179 199H177L176 194L173 193V191L171 189H173L171 186L169 187L167 184L168 182H165L163 179L160 178H156L155 176L153 178H150L149 180L143 179ZM178 178V177H177ZM25 179V178H24ZM23 179V180H24ZM35 179V178H34ZM76 179V178H74ZM88 179V178H87ZM92 179L89 177V180ZM97 179V178H96ZM106 179V177H105ZM22 180V181H23ZM38 180V179H37ZM104 180V179H103ZM109 180V179H108ZM185 180V179H184ZM27 181L30 180L28 179ZM40 181V180H38ZM43 181V180H42ZM62 181V182H63ZM97 181V180H96ZM102 181V180H101ZM116 181V180H114ZM174 181V180H173ZM179 181V180H178ZM192 181V180H191ZM61 182V180H60ZM76 182V183H77ZM88 182V181H86ZM86 182L84 184H86ZM91 182V181H90ZM103 182V181H102ZM101 182V183H102ZM20 183V182H19ZM22 183V182H21ZM27 183V182H26ZM107 183V182H106ZM104 182V184H106ZM33 184V183H32ZM32 184L30 183V185L32 186ZM36 184V183H35ZM96 184V183H95ZM99 184V183H98ZM116 184V183H115ZM131 184L134 186H140L139 182H136V180H131ZM179 184V183H178ZM204 184V183H203ZM37 185V184H36ZM111 185V184H110ZM122 185V184H121ZM129 184L126 185H122V187L119 190H116L115 192L113 190H110L106 196L109 195V197H111V201L112 200H118L119 196L123 195L125 192L124 190L129 188L128 187ZM205 185H207L209 187L210 190L215 189V185L213 184H208V182H205ZM19 186V184H18ZM35 186V185H34ZM75 186V185H74ZM101 186V185H100ZM105 186V185H104ZM109 186V185H108ZM27 187H29L27 185ZM88 187V186H87ZM125 187V188H124ZM33 188V187H32ZM41 188V187H39ZM75 188V187H74ZM92 188V187H91ZM101 188V187H100ZM118 188V187H117ZM152 190H151V189ZM29 189V188H27ZM76 189V188H75ZM87 189V188H86ZM130 189V188H129ZM30 190V189H29ZM35 190V189H34ZM83 190V189H82ZM89 190V189H88ZM94 190V189H93ZM101 190V189H100ZM76 191V190H75ZM79 191V190H78ZM95 191V190H94ZM29 193H31V191H29ZM35 193V191L33 192ZM31 193V194H33ZM39 193V192H38ZM128 193V192H127ZM140 193V192H139ZM173 193V194H172ZM199 193V192H198ZM37 194V193H36ZM69 194V193H68ZM71 194V193H70ZM129 194V193H128ZM213 194V193H212ZM28 195V194H27ZM34 195V194H33ZM12 196V197H13ZM40 196V195H39ZM100 196V195H99ZM128 196V195H127ZM132 196V195H131ZM4 197V196H3ZM15 197V196H14ZM13 197V198H14ZM28 197V196H27ZM32 197V196H31ZM35 197V196H34ZM133 197V196H132ZM5 198V197H4ZM23 198V197H22ZM33 198V197H32ZM41 198V197H39ZM89 198V197H88ZM97 198V197H96ZM99 198V197H98ZM114 198V199H113ZM124 198V197H123ZM145 198V197H144ZM143 198V199H144ZM122 199V198H121ZM131 199V198H130ZM3 200V199H1ZM24 200V199H23ZM29 201V199H27ZM84 200V199H82ZM94 200V199H93ZM22 201V200H21ZM148 201V202H149ZM9 202V201H8ZM13 201H10L9 203H11ZM19 202V201H18ZM23 202V201H22ZM63 202V201H62ZM133 202V201H132ZM144 202V201H143ZM146 202V201H145ZM5 203V202H4ZM122 203V202H121ZM138 203V202H137ZM12 204V203H11ZM20 204V203H19ZM18 204V205H19ZM22 204V203H21ZM36 204V203H35ZM64 204V203H63ZM72 204V203H71ZM88 204V201H87ZM90 204V203H89ZM115 204V203H114ZM120 204V203H119ZM123 204V203H122ZM130 204V203H129ZM143 204V203H142ZM178 204V203H177ZM184 204V203H183ZM186 204V203H185ZM23 205V204H22ZM51 205V204H50ZM108 205V204H107ZM112 205V204H111ZM148 205V204H147ZM9 206V205H8ZM17 206V205H16ZM27 206V205H26ZM24 206V207H26ZM38 206V205H37ZM81 206V205H80ZM31 207H33L31 205ZM39 207V206H38ZM77 207V205H76ZM108 207V206H106ZM115 207V206H114ZM113 207V208H114ZM148 207V206H147ZM150 207V206H149ZM21 208V207H20ZM27 208V207H26ZM34 208V207H33ZM43 208V207H41ZM85 208V207H84ZM129 208V207H128ZM22 209V208H21ZM51 209V208H50ZM49 209V210H50ZM73 209V208H72ZM75 209V208H74ZM110 209V208H109ZM112 209V208H111ZM121 209V208H120ZM132 209V208H131ZM42 210V209H41ZM48 210V209H47ZM86 210V209H85ZM138 210V209H137ZM147 210V209H146ZM251 210H253L251 208ZM6 208H0V217L4 216ZM10 211V209H9ZM27 211V210H26ZM34 211L33 209L30 208V210H28V212H32ZM38 211V210H37ZM104 211H108L106 208H104ZM158 211V210H157ZM156 211V212H157ZM12 212V211H11ZM23 212V211H22ZM47 212V211H46ZM57 214L59 215V221L61 223V221H65L67 223L68 219L70 218L72 212H70L69 208L66 207V205H60V207L57 206ZM82 212V211H81ZM114 212V210H113ZM9 213V212H8ZM24 213V212H23ZM37 213V212H36ZM48 213V212H47ZM54 213V212H53ZM80 213V212H79ZM86 213V212H85ZM84 213V214H85ZM126 213V212H125ZM6 214V213H5ZM41 214V213H39ZM44 214V213H43ZM55 214V213H54ZM75 214V213H74ZM88 214V213H87ZM140 214V213H139ZM32 215V214H30ZM42 215V214H41ZM138 215V214H137ZM214 215V214H213ZM21 216V214H20ZM46 216V215H45ZM52 216V215H51ZM78 216V215H77ZM86 216V215H85ZM126 216V215H125ZM129 216V215H128ZM149 216V215H148ZM147 216V217H148ZM219 216V215H218ZM12 216H10L11 218ZM39 217V216H38ZM37 216H34V218H36V220H31L28 221V224L25 223L26 220L25 218H20L17 217V220L13 217L11 218L9 221H7V223L2 219V221L5 222L4 227L5 230H1L0 232V254L3 253V256H0V264H14L17 262V264L20 263V261L22 260V258L27 259L26 261L28 262L27 264H35V259L36 261H40L42 262V260L46 259L45 256V249H49L50 247L47 245V243H50V233L52 232L49 228L50 231H47L48 228H45V221L44 219H39ZM48 217V216H47ZM81 217V216H80ZM88 217V216H87ZM50 218V217H49ZM52 218V217H51ZM78 218V217H77ZM82 218V217H81ZM85 218V217H84ZM99 218V217H98ZM106 218V217H105ZM110 217H108V219H103L100 220L99 223L98 222H91L90 223V227L92 228H96L97 226H99V224L101 226H104L106 231L108 232V234L103 235L101 241L98 242V239H94V237H96L95 235H87V242L86 243H82V245H79L78 248V260L80 261V264H124L123 262H119L118 259L110 257V253H108L109 255H105V256H99L95 250L99 247H101V244L107 239H110L112 237H114V242H111L113 245L115 244L117 250H115L116 255L118 256H124V257H130L129 254L127 256H125L127 253V245H124L123 248V252L120 255L118 252V249L120 248V241L118 236H115L114 234H112V230H114V227H118L116 224V222ZM24 219V220H23ZM53 219V218H52ZM96 219V218H95ZM118 219V218H117ZM116 219V220H117ZM56 220V219H55ZM78 220V219H77ZM92 220V219H91ZM127 220V217L126 219ZM136 220V219H134ZM145 220V219H144ZM12 221H14V223L18 222V223H23L22 226L24 224H26L25 226L27 227V229L29 228L30 230H28L27 232L33 235L34 238V242H35V247L32 248L31 245H26L25 240H27V237L19 235L18 232L20 231V228L18 226L12 225ZM121 221V220H120ZM52 222V220L50 221ZM49 222V223H50ZM57 222V221H56ZM125 222V221H124ZM127 222V221H126ZM119 223V222H118ZM128 223V222H127ZM140 223V222H139ZM51 224V223H50ZM75 224V223H74ZM82 224V223H81ZM132 224V223H131ZM11 225V226H9ZM57 225V224H56ZM134 225V224H133ZM21 226V227H22ZM82 226V225H81ZM120 226V225H119ZM122 226V225H121ZM163 226V225H162ZM165 226V225H164ZM1 227V226H0ZM63 227V226H61ZM65 227V226H64ZM84 227V226H83ZM82 227V228H83ZM127 227V226H126ZM2 228V227H1ZM56 228V227H55ZM54 228V229H55ZM59 228V227H57ZM56 228V229H57ZM81 228V227H80ZM122 227H120L121 229ZM47 229V230H46ZM55 229V231H57ZM61 229V228H60ZM59 229V231H60ZM66 229V228H63ZM79 229V228H78ZM150 229V228H149ZM169 229V228H168ZM72 230V229H71ZM82 230V229H81ZM128 230V229H127ZM66 231V230H65ZM65 231H62L65 233ZM69 231V230H68ZM74 231V230H73ZM80 231V230H79ZM84 231V230H83ZM96 231V230H95ZM105 231V232H106ZM146 231V230H145ZM143 231V232H145ZM23 232V231H22ZM58 232V231H57ZM67 232V231H66ZM92 232V231H91ZM122 232V231H121ZM128 232V231H125ZM56 233V232H55ZM71 233V232H70ZM78 233V231H77ZM87 233V232H86ZM94 233V232H92ZM97 233V232H96ZM99 233V232H98ZM111 233V234H110ZM138 233V232H136ZM134 233V234H136ZM142 233V232H141ZM21 234V232H20ZM58 234V233H57ZM83 234V233H82ZM102 234V233H101ZM100 234V235H101ZM133 234V233H132ZM31 235V236H32ZM59 235V234H58ZM61 235V234H60ZM75 235V234H73ZM72 235V236H73ZM80 235V234H79ZM109 235V236H108ZM141 235V234H140ZM159 235V234H158ZM29 236V237H31ZM53 236V235H52ZM81 236V235H80ZM84 236V235H83ZM149 236V235H147ZM66 237V236H65ZM124 237V235H123ZM144 237V236H143ZM117 238V239H116ZM119 238V239H118ZM159 239H161V236L158 237ZM29 239V238H28ZM31 239V238H30ZM58 239V238H57ZM60 239V238H59ZM62 239V238H61ZM107 239V240H108ZM2 240H7L9 245L12 243V247L9 249L8 245H6L5 243L2 242ZM53 240V238H52ZM64 240V239H63ZM62 240V241H63ZM70 240V239H69ZM77 240V239H76ZM82 240V239H81ZM142 240V239H141ZM147 240V239H146ZM84 241V240H83ZM108 241V242H109ZM61 242V241H58ZM74 242V241H72ZM79 242V241H78ZM136 242V241H135ZM165 242V241H164ZM75 243V242H74ZM110 243V242H109ZM108 243V244H109ZM110 243V244H111ZM125 243V242H124ZM132 243V242H131ZM140 243H144L143 247H146L144 251V254L137 253V251H132V249H129L128 252H130L132 255H134V258L137 259V257H139V259H142L143 261L149 264H153L154 261L153 260H148L149 258H152L153 253L155 252H160L158 250L162 249L164 247L163 242H160V240H158V244L156 245L154 243V241L152 243H147V242H142L140 241ZM53 244V243H52ZM51 244V245H52ZM57 244V243H55ZM79 244V243H78ZM100 244V245H99ZM105 244V243H104ZM128 244V243H125ZM138 245V244H137ZM62 246V245H61ZM73 246V245H72ZM105 246V245H104ZM108 246V245H106ZM110 246V245H109ZM174 246V244H173ZM49 247V248H48ZM55 247V246H54ZM59 247V246H58ZM64 247V246H63ZM131 247L133 248V243L131 245ZM136 247V246H135ZM53 248V247H52ZM102 248V247H101ZM112 248V246H111ZM169 248V247H168ZM9 249V250H8ZM105 249V248H104ZM165 249V247H164ZM14 250H17V255L16 257H13L12 254L14 252ZM62 250V249H61ZM65 250V249H64ZM138 250V248H137ZM140 250V249H139ZM8 251V252H7ZM75 251V250H74ZM47 252V251H46ZM50 252V251H49ZM62 252V251H61ZM59 252V253H61ZM106 252V251H104ZM113 252V251H112ZM152 254H150V253ZM163 252V251H161ZM164 253V252H163ZM30 254V256H29ZM50 254V253H49ZM52 254V253H51ZM105 254V253H104ZM115 254V253H114ZM77 255V254H76ZM167 255V254H166ZM165 255V256H166ZM59 257V255H57ZM52 257V255H51ZM64 257V256H63ZM74 257V256H73ZM171 257V256H169ZM68 258V257H67ZM76 258V257H75ZM120 259V258H119ZM135 259V260H136ZM167 259L169 260V258L167 257ZM174 259V258H173ZM191 259V258H190ZM73 260V259H72ZM123 260V258H122ZM125 260V259H124ZM141 260V262H143ZM182 260V259H181ZM49 261V260H48ZM51 261V260H50ZM67 261V260H66ZM75 261V259H74ZM129 261L134 262L133 259H129ZM159 261V260H158ZM68 262V261H67ZM139 262V260H138ZM137 262V264H138ZM162 262V261H161ZM233 262V261H232ZM23 263V262H22ZM58 263V262H57ZM63 263V262H62ZM66 263V262H65ZM164 263V262H163ZM175 264L174 262H172L171 260H169L168 262H165L164 264ZM182 263V262H181ZM185 263H186V259H185ZM26 264V263H25ZM39 264V263H38ZM159 264V263H158ZM189 264H199L196 261H189Z\"/></svg>","mask_w":264,"mask_h":264}]
</instances>
